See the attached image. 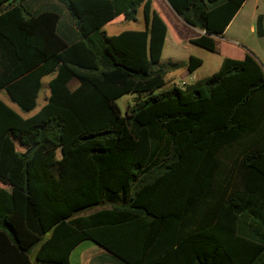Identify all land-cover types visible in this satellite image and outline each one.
Listing matches in <instances>:
<instances>
[{
    "label": "trees",
    "instance_id": "1",
    "mask_svg": "<svg viewBox=\"0 0 264 264\" xmlns=\"http://www.w3.org/2000/svg\"><path fill=\"white\" fill-rule=\"evenodd\" d=\"M28 1L0 0V92L29 114L54 77L29 118L0 98V264H72L85 241L116 264H264L259 61L226 57L202 82L163 90L182 65L161 63L169 28L153 0H54L69 12L72 40L59 12L33 13ZM244 1L168 0L213 35ZM141 9L144 30L106 35ZM257 27L264 36L263 16ZM190 42L218 52L213 36ZM202 65L190 56L187 69ZM127 95L136 99L123 116Z\"/></svg>",
    "mask_w": 264,
    "mask_h": 264
},
{
    "label": "rangeland",
    "instance_id": "2",
    "mask_svg": "<svg viewBox=\"0 0 264 264\" xmlns=\"http://www.w3.org/2000/svg\"><path fill=\"white\" fill-rule=\"evenodd\" d=\"M25 5L27 6L28 10L31 12L35 13L37 11L45 10V11H56L59 12L60 14V33L63 34V36H66L67 40H72L74 38V34L76 32V28L73 24V21L69 15V12L67 9L64 7L63 4L54 1V0H30L28 2H25ZM262 9V7H261ZM144 13L142 9L139 11L137 15V19L135 21H124V18L122 17L116 23H110L108 26L104 28V31L106 32L107 36H113L116 34H121L125 31L129 30H144L146 28L145 20H144ZM171 28H170V41H167L165 49H164V54L162 55V64H167V63H178L181 64L182 67L179 70L171 69L170 72L166 75V82L167 85L163 90H168L170 87L173 86L175 82V78L177 74H183L185 75L187 70V65L189 63V58L190 56H194L196 58H200L204 61V65L201 67L198 73L196 74H190L188 73L186 75V82H190V77L194 76L193 78L195 79L196 83L202 82L206 78L210 77L213 74H216L217 72L220 71L221 68V63H222V58L220 55L223 52V48L219 52L220 55H216L211 51H208L204 48L195 46L192 43L189 42H184L183 41V36L184 33L181 29H177V26L171 22ZM255 27L253 33L250 31V29ZM263 26H264V18H263ZM240 29H241V35L238 38L239 39V44L244 45V44H249L251 46H254L261 54H264V38L260 40V36L258 35V27L257 23H251L250 21H246L242 24H240ZM188 32H197L194 28H191L190 30L187 29ZM186 31V32H187ZM174 34V35H173ZM177 34V36H176ZM172 35L176 41H178V38L181 39V43L179 45H176V43L173 42ZM223 47V46H221ZM235 53L232 54V58L238 59L239 52L234 50ZM264 57V55L262 56ZM257 59V58H256ZM54 75L49 76L43 80V88L40 91L39 98H38V107L31 113H29L27 116L33 115L34 113L38 112L39 109L46 104L45 97L50 95L49 91V82L53 79ZM174 78V79H173ZM79 82L74 79V81L71 83V88H75L76 85H78ZM179 84V83H177ZM161 90V91H163ZM0 98L5 101L7 105H9L11 108L15 109L17 112H22L16 104L12 103L9 99V97L6 95V92L1 91L0 92ZM136 99L135 95H127L123 97L122 99L118 100V106H119V111L121 114L124 116L127 112V110L130 109V107L134 104V101ZM55 152L52 153V155ZM51 157V154L47 157V160L49 161V158ZM57 163H51V166L56 165ZM52 170V168L50 167ZM110 205H101L99 207H95L91 210L85 211L81 213L80 215H88L89 213L93 211H97L103 208H109ZM92 241H86L85 245L82 248H85L86 246H91ZM96 246V245H95ZM98 247V246H96ZM81 250V249H80ZM76 258V257H75ZM75 258H73L75 260ZM33 262H35V258L32 259Z\"/></svg>",
    "mask_w": 264,
    "mask_h": 264
},
{
    "label": "crops",
    "instance_id": "3",
    "mask_svg": "<svg viewBox=\"0 0 264 264\" xmlns=\"http://www.w3.org/2000/svg\"><path fill=\"white\" fill-rule=\"evenodd\" d=\"M153 6H154V10L158 11V13L161 15V17L167 23L168 28H169V33L166 37L165 46H166L167 41H170L169 35H170V28L172 25L171 22L177 26V29H181L183 31V33H184L183 41L184 42L186 41V42L191 43L190 42L191 39H193V38L196 39V38L204 35V31L199 30V29H195V27H192V26H189L188 24H186L179 17V15L176 13L174 8L168 2V0H153ZM261 7H262V9H261ZM260 16H263V18H264V0H245L244 3L242 4L241 8L236 13L235 17L232 18V20L229 23L225 32L223 34H220L219 36L213 37V39L217 42V50H218V52H216L214 54L220 55L219 52L223 48V50H222L223 52L221 53L222 55H220V57L222 58V63L226 57H232V54L235 53L234 50H236L239 52V55H238L239 59H241L246 54L250 53L255 58H257L259 63L264 68V57H262L264 54H261L254 46H251L249 44L240 45L239 39H238L241 35L240 24H242L246 21H250L251 23H255V22L257 23V19ZM191 28H194L197 32H194V33L188 32L187 29L190 30ZM254 29H255V27L252 26L250 31L253 33ZM173 35H172L171 39L173 40L174 43H176V45H179L181 43V39L178 38V41L180 42V43H178V41H176V39H174ZM176 36H177V34H176ZM259 38H260V40H262L264 38V36L259 37ZM221 46H223V47H221ZM222 63H221V66H222ZM203 65H204V61H203ZM201 67L195 73H191L189 71H186L185 75L177 74L176 77H174L175 78L174 83L175 84H177V83L181 84L182 82H186L185 81L187 79L186 75L188 73H190V74L198 73L199 70L201 69ZM193 77L194 76L190 77V82H186L187 85L196 84V81ZM73 81H71V83ZM71 83L69 85L70 88L72 87ZM78 86H79V84L76 85L75 88H77ZM75 88H71V89H75ZM48 97H49V95L45 97L46 103H47ZM18 113L23 115L24 118H29L35 114L34 113L33 115L27 116L28 114L25 115L24 112H18ZM85 242L81 243L79 246H76V248L73 250V252L71 254V258H70V261L72 264H116L114 262V256L111 253L104 250L103 248H101L99 246L96 247L97 245L95 243L92 244L91 246H86L85 248H82L85 245ZM35 252H36V250L33 252L32 259L35 257ZM73 258H75V260Z\"/></svg>",
    "mask_w": 264,
    "mask_h": 264
},
{
    "label": "water",
    "instance_id": "4",
    "mask_svg": "<svg viewBox=\"0 0 264 264\" xmlns=\"http://www.w3.org/2000/svg\"><path fill=\"white\" fill-rule=\"evenodd\" d=\"M204 34H206V35H208V36H213V37L219 36V35H213V34L208 33V32H206V31H204Z\"/></svg>",
    "mask_w": 264,
    "mask_h": 264
},
{
    "label": "built area",
    "instance_id": "5",
    "mask_svg": "<svg viewBox=\"0 0 264 264\" xmlns=\"http://www.w3.org/2000/svg\"><path fill=\"white\" fill-rule=\"evenodd\" d=\"M180 85H181V86H186L187 83H186V82H182Z\"/></svg>",
    "mask_w": 264,
    "mask_h": 264
}]
</instances>
